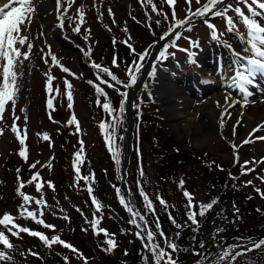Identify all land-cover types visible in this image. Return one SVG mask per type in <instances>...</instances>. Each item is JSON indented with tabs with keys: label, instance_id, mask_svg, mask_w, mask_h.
I'll return each instance as SVG.
<instances>
[{
	"label": "rangeland",
	"instance_id": "374dc122",
	"mask_svg": "<svg viewBox=\"0 0 264 264\" xmlns=\"http://www.w3.org/2000/svg\"><path fill=\"white\" fill-rule=\"evenodd\" d=\"M3 1V4L8 2V0ZM85 2L86 0H65L64 8L67 11L64 12L61 8L54 15V23L50 27L43 22L34 2L36 16L34 23L31 28L26 26L22 29V35L28 36L34 45L32 49L34 55L24 61L22 68L19 69L23 74L18 81L20 91L15 108V115L20 117L16 123L22 130L25 128L27 130L26 140L25 145L22 146L17 135L12 131L13 111L9 105L5 119L0 123V128L3 129V134H0V216L9 213L21 226L43 232L49 237L61 236L63 240L79 249L83 257L87 258V264H146L145 241L137 235L140 232L138 230L142 232L143 228L129 223L132 217L120 202L125 192L134 211L145 216L147 227L154 233L157 232L158 220L159 228L163 230L167 239L177 245L179 250L172 254L177 264H212L218 253L229 246L239 245L236 251H243L250 242L264 239L262 221L264 197L257 192V189L264 192V180L261 179L264 177V164L258 167L259 172L252 171L245 175L241 174L243 165L231 166L232 157L237 155L239 161L264 158V140L256 138L264 137V130L253 132L257 125L264 124V117L258 112L257 97L248 98L247 112L253 117L254 127L246 138L241 140L239 135L230 130L233 126L230 120L235 115V108L239 105L237 103L234 107L228 108L231 115L224 116L223 127H221L222 112L227 105L217 114V133H214L217 135L205 139L200 145L192 141V137L180 134L177 121L166 114L165 103L161 100L162 93L168 94V91L176 86L187 98L176 102H182L186 108L189 107L190 113H193L195 108L200 111L206 104L215 105V102L209 100L213 93H219L224 103L226 96L230 98L229 103L232 100H242L241 93L235 87L228 86L230 82L224 83L222 80L209 82L207 76L199 73L200 68L216 64L218 58H214V55L220 56L224 61L227 60L232 71L234 51L238 49L243 51L242 40L238 33L227 32L222 18L209 15L208 21L216 25L219 33H223L219 41L214 40L204 18L198 17L192 20L190 25L186 24L178 30L181 33V38L176 41L178 48L168 50L170 53H175L174 56L169 55L161 62L157 60L159 53L157 54L153 62L155 75L145 76V83L134 98L131 121L134 120L137 123V132L132 139V150L128 155L125 170L127 184L123 192L120 164L117 165L113 159L106 143V133L99 127L101 122L111 124L113 121L109 114L97 104V100L103 102L104 97H98L94 86L88 83V81L99 83L96 76L97 69L93 68L91 63L94 61L108 67L119 80L127 83L129 79L127 69L133 61L138 60L137 54L146 50L150 54L154 44L160 41V37L173 23V7L177 13L176 19L183 20L189 14L188 5L185 0H175L174 6L170 7L164 3V0H154L161 12L167 15L166 20L163 14L157 15L151 12L149 7L142 6L140 1L136 4L138 2L136 0L124 2L103 0V3L97 4V9H103V12H109L108 9H111L116 15L112 17L120 24L122 30L130 26L132 29L120 32L114 26L110 15L102 16L101 20L91 11L93 19H89L84 12L82 13L83 23L80 25V33L76 34L73 29L79 23L77 12L83 9L80 6L91 5L93 0ZM130 2L135 3L136 8L139 9L140 6L142 9L143 13L138 12L137 18H129L126 13ZM204 2L205 0H201V4ZM228 3L236 4V0H228ZM199 6L193 0L192 10ZM244 10L247 12V9ZM147 13L151 15L145 16L144 14ZM61 15L63 27L58 18ZM228 15L235 18L234 12H229ZM157 20H160L159 25L156 23ZM36 21L38 27H35ZM107 23L108 27H106ZM87 26H89L88 29ZM56 27L61 30V34L54 32L53 29ZM189 27L191 31L187 30ZM239 31L245 32L246 29L240 27ZM114 34L117 35L116 39L113 38ZM84 36L89 38L85 40ZM185 37L198 41V45L201 42L204 43L203 49L200 51L199 47L190 46L189 39ZM124 41L132 45L135 53ZM89 49L90 57L84 56L82 50ZM178 49H188V52ZM22 51H27L26 45ZM49 51L60 60L63 66L70 69L71 73H75V76L64 73L59 66H53L47 55ZM189 53L194 55L190 57ZM42 57H47L49 62L46 64ZM114 57L117 59L118 66L113 65ZM177 60L178 63H175ZM49 71L56 77L53 85H59L61 93L64 92L65 78L73 85L72 109L67 107L68 101L64 95H60L54 101L55 111L47 108L46 101L49 94L46 92L45 73ZM197 82L203 85L201 87L190 85ZM101 87L104 88L114 108L119 109L122 99L126 101V97H122L120 93H128V88L116 85V89H119L117 91L106 85ZM255 87V84L248 86L249 89ZM181 106L182 104L178 106V110ZM73 114L79 122V131L75 125H67V121ZM118 115L121 122L116 128L113 139L116 140L119 137L116 143L121 151V163L126 144L125 117L124 112ZM198 118L199 113L196 114L195 120L197 121ZM205 121L207 122V119ZM244 124L245 122L241 125L244 126ZM131 125L133 126V122ZM43 134H47L50 139L44 140ZM246 139L251 142L243 143L242 141ZM81 140L83 141V153L80 158L83 161L80 164L81 173L85 176L94 173L95 177L94 183L90 181L93 188L91 195L83 180L76 183L74 154L80 151ZM229 141L239 143L237 155H233L225 147ZM23 147L27 148V161L19 155ZM211 155L226 159L224 167L216 168L211 161L207 160ZM34 163L36 167L30 168V165ZM252 166L254 164L248 165L250 168ZM17 169L20 170L19 173ZM141 169L144 172L143 176L140 174ZM35 172L40 173L43 181H51L54 189L45 184L42 193H38L35 182L27 183ZM18 175L25 182V187L22 189L24 193L32 197L43 195L47 201V207L43 208L42 219L47 224L55 225V232L20 215L24 202L14 190L15 184L19 183L16 179ZM181 180L185 182L183 187L179 186ZM246 181H252V183L246 184ZM141 187L154 204V216L145 207V201L140 194ZM117 189L120 190L119 194ZM185 190L194 196L197 204L217 201L211 210L206 211V215L202 218L197 216V224H193L188 219L187 200L183 195ZM92 196L101 203V211L98 212L89 200ZM157 197H162L167 202V207L161 205ZM29 207L31 210H36L37 205L32 203ZM94 215L100 218L99 227L115 234L114 238L118 245L115 250L105 251L106 237L103 234L94 235L89 223ZM170 216L175 219V223L169 218ZM137 224H144V221L139 220ZM176 224L182 227L177 228ZM188 229H191V237L198 234L193 249L191 248L193 238H190V246H186L188 234H184V230L186 233ZM0 231L4 229L0 228ZM9 239L13 248L0 246V251L5 252L9 257L6 260H0V264H85L84 259L70 250L60 245L48 248L39 238L27 233H20L19 237L9 235ZM157 242L164 246V241L159 236H157ZM31 253H38V255ZM39 254L43 258L39 259ZM205 254H210L208 260L204 259ZM65 257H68L67 262ZM235 264H264V249L247 252L240 256Z\"/></svg>",
	"mask_w": 264,
	"mask_h": 264
},
{
	"label": "snow or ice",
	"instance_id": "6c2138e0",
	"mask_svg": "<svg viewBox=\"0 0 264 264\" xmlns=\"http://www.w3.org/2000/svg\"><path fill=\"white\" fill-rule=\"evenodd\" d=\"M141 5H147L151 12H155L157 15L163 14L161 10L158 8L157 4L154 0H140ZM186 4L188 5V15H186L185 19L177 20L175 8L173 7L175 4V0H164V3L168 4L170 7H173L172 11V20L173 23L169 27L168 31L164 33L160 37L161 40H169L163 48L160 50L157 60L163 61L168 58L169 55H175V53H170L168 50L169 48H178L176 41L181 38V33L178 31L179 28L184 27L186 24L190 25L192 19L194 17H201L204 18V22L206 26L211 30V37L214 40L219 41L220 36L223 33H219L216 25L210 23L207 19L209 15L212 17H220L225 22V29L227 32H237L240 36V39L245 44L243 51H234L235 59L233 60V67L232 72L233 74L229 77L230 83L229 87H235L242 95V100H232L229 103V97H225V105L227 107L224 108L222 112V120H221V127H223V118L224 116H230L231 114L228 112V108L234 107L237 103L241 104V106H246L248 101V96L252 93L249 91L248 86L253 85L257 76H264V23L261 22V19L264 18V0H236V4L228 3V0H205L203 4H201V0H195L197 7L194 11L192 10V3L193 0H185ZM65 0H57V7L62 8V11L66 12L67 9L63 8ZM243 5V7H241ZM244 9H247L245 12ZM35 11L34 8V0H8L7 3L0 6V123H2L5 119V113L8 110V106L11 105L13 111V124H12V131L17 135V138L22 146L25 145L26 140V128L21 129L20 126L16 123L20 119L19 116L15 115V108H16V98L20 91V85L18 83L19 78L22 76V72L19 69L22 68L24 61L30 59L32 55V49L34 45L30 42L28 36L22 35V29L26 26H30L31 24V14ZM229 12L235 13V18L228 15ZM109 15L113 16L111 9H109ZM165 19L167 20V15L163 14ZM61 20V27L64 26L63 24V16L61 15L58 17ZM150 18V17H149ZM98 19L102 20V14L98 16ZM83 23V14H79V23H77L76 27L73 31L76 34L80 33V25ZM113 23L115 20L113 18ZM157 25L160 24V20L156 21ZM243 27L246 29L245 32H240L239 28ZM191 31L189 27L187 29ZM90 32V30H86ZM127 31V29H124ZM174 37V39H171ZM89 37L84 36V39L87 40ZM189 39L190 46L197 47L198 41H192L191 38ZM115 43V41H114ZM127 44L129 49L135 53V49L132 47L128 41H124ZM27 46V51H22V49ZM180 51L188 52V49H178ZM83 55L86 57H90L91 50H82ZM53 66H59L64 73H68L70 75L75 76V73H71L70 69L63 66L60 60L54 55L49 53L47 54ZM138 60L133 61V64L128 67L127 75H128V82L125 83L118 79L116 75H114L108 67H104L99 63L92 62L91 66L97 69V80L99 83H95L94 81H88L89 84L93 85L98 97H104V101L97 100V104L100 105L104 111H106L109 116L111 117L113 123L107 124L106 122H101L99 127L101 130L105 131V139L106 143L108 144L109 150L112 153L113 159L115 160L116 164H120V156L121 151L116 143V140L113 139V135L116 131L117 126L120 124V116L118 114H122L124 112V100L122 99L121 105L119 109L114 108L110 103L107 93L104 91V88L101 85H106L108 88L116 89V85H122L124 88H131L135 86L139 79V74L141 73L144 61L149 56V52L146 50L143 53H139ZM194 53H189L191 57ZM44 62L47 64L48 58L42 57ZM193 63L195 61H192ZM113 65H117V59L114 57ZM46 75V92L49 94V98L46 101L47 108L55 111L56 106L54 101L60 95L66 96L68 101L67 107L72 109L73 107V85L67 80L64 79V92L61 93L59 85L54 86L53 81L56 79L55 76L51 75L50 71L45 73ZM155 75V65H153L152 71L149 73V76ZM107 77V79L105 78ZM119 91V89H116ZM122 97L127 96V92L120 93ZM219 106V102H218ZM27 119V117H25ZM51 119V116H50ZM67 125H75L77 131H79V122L76 116L73 114L71 118L67 121ZM260 130H264V124L257 125L253 132H258ZM23 132V135H22ZM0 134H3V129L0 128ZM257 139L264 140V137H256ZM44 140H49V136L47 134H43ZM251 140L246 139L243 143H250ZM81 149L79 152L74 154V168L76 172V183L78 184L81 180H83L87 186V191L91 195L93 193V188L91 187V183H94L95 177L94 173L90 174V176H85L81 173L80 164L83 162L80 158L83 153V141H80ZM233 149L237 148V145H232ZM19 155L27 161V148L23 147L22 150L19 152ZM237 163L239 162V157H236ZM264 163V158L259 161H244V164L241 168V174L245 175L249 172L254 171V168L248 167L249 164H258ZM36 164L30 165V168H35ZM19 169L17 172L19 173ZM141 176L144 175L143 170L141 169L140 172ZM231 177V173L229 174ZM235 179V177H232ZM19 183L17 187V194L20 195L23 199V204L21 206L20 215L26 216L37 224L42 225L44 228L52 230L53 232L56 231V226L47 224L43 219V208L47 207V201L43 198V195L39 197H32L22 191L25 187V182L22 181L18 175L17 177ZM264 180V177L261 178ZM91 181V183H90ZM35 182V187L38 193H42L43 187L47 184L49 187L54 189V185L51 181H43L39 172L33 173L30 180L27 182L28 184H32ZM184 181H179V186L183 187ZM246 184H251L252 181H246ZM118 194L120 190L117 189ZM257 192L264 197V192H260L257 189ZM140 194L145 201V207L151 211L155 212V207L151 199H149L147 193L140 188ZM187 200V216L188 219L193 223L197 224V216H204L206 215V211H209L213 208L214 204L217 201H212L210 203L204 204L200 203L197 204L194 202V196L189 193L187 190L183 192ZM159 203L165 207H167V202L162 197H157ZM121 204L127 209V211L131 214L132 219L129 223L136 224L138 228H143L142 232H138L137 235L142 240L145 241L144 248L150 254V257H146V264H177V261L173 259V253L178 251V247L175 243L168 240L165 236L162 229L159 228V221L157 220V232H153L150 228L147 227V221L145 220V216L142 213H138L134 211L133 207L131 206V202L127 201L125 198L121 197L120 200ZM35 203L37 205L36 210H31L30 205ZM92 203L97 209V211L102 210L101 203L92 196ZM238 211V209H237ZM259 211V210H258ZM137 218L140 221H144V224H137ZM173 223H175V219L173 217H169ZM65 219H68L65 217ZM100 218L97 216H93V219L89 221L92 226L94 235H101L103 234L106 239L104 240V244L107 246L104 250L105 251H113L117 248V242L115 240V234L109 233L107 229L99 227ZM177 228L182 227L179 224H176ZM0 228H3L4 231H0V246L6 247L8 249L13 248V244L10 242L9 235L19 237L20 233H27L32 237H37L40 241L48 248H51L53 245H60L65 249L70 250L72 253L77 254L82 259H84L85 264H87V258L83 257V254L80 253L79 249H77L74 245L69 242H66L61 238L59 235H52L49 237L43 232L36 231L30 229L28 227L21 226L20 224L16 223V218L13 217L9 213H5L0 216ZM86 230V229H85ZM146 233V235H145ZM157 236H159L164 241V246H161L159 242H157ZM203 247V245H202ZM239 245L236 246H229L228 248L223 249L216 258L212 261V264H235V261L242 255H245L249 251H255L264 249V239L260 241H252L248 246L244 248L243 251H236ZM170 249V251H169ZM32 255H38V253H31ZM127 255V252H125ZM197 255H200L197 253ZM210 254H205L204 259L208 260ZM7 254L3 251H0V260H6ZM65 261H68V257L64 258Z\"/></svg>",
	"mask_w": 264,
	"mask_h": 264
},
{
	"label": "bare ground",
	"instance_id": "6f19581e",
	"mask_svg": "<svg viewBox=\"0 0 264 264\" xmlns=\"http://www.w3.org/2000/svg\"><path fill=\"white\" fill-rule=\"evenodd\" d=\"M90 1H92V0H90ZM117 1L124 2L125 0H117ZM3 2H4L3 0H0V6L3 4ZM86 2H87V0H86ZM35 3H36V6L38 8V13H39L40 17L42 18L43 22L46 23V26L50 27L51 25H53L54 15L57 14L61 10V8L57 7V0H35ZM98 3H103V0H93L91 5H95ZM133 6H135V3L130 2L126 13L128 15L136 17L138 15V9L133 7ZM80 8H83V9H81L77 12L78 15L80 13L84 12L88 16L89 19L94 18L93 14L91 13V10H95V9L84 7V6H80ZM101 14L102 15H109V12H103V9H101L100 12L98 13V15L100 16ZM112 14H113V16H116L113 12H112ZM148 15H151V14L148 13L145 16H148ZM33 23H34V21L31 18V24L29 26L30 28H31ZM36 26L38 27L37 21H36L35 27ZM88 28H89V26H87V29ZM116 28L120 32H124V30H122L120 28L119 23H116ZM126 29L129 31L132 28L130 26V27H127ZM53 30L55 33H58V35L61 34V30L58 29L57 27L54 28ZM199 72L202 73L203 75H205V74L209 75L213 79H215V77H217V74L220 73L222 76H224L223 80L225 82H227V83L230 82L229 77L231 76V71L229 69V66L226 65L224 62H221V65L219 66V71H215L214 66H213L212 69H211V67H204V68L200 69ZM144 76H145V71H142L140 74V77L143 78ZM259 79H262L261 76H258L255 79V81H256V83L258 82V86L261 87L260 88L261 93H263L264 81H259ZM134 88H135V86L129 88V92H128L127 97H126L125 105L127 108L126 109L127 115L129 112V110H128L129 101H131L132 95L134 93ZM178 89H179V87L176 86L175 88H171L168 91V94L162 93L161 100L165 103L166 114L170 118H173L175 121H177L180 134L184 135L185 137H192V141L197 142L196 143L197 145L202 144L203 141L209 137L216 136L217 134L215 135L214 133L215 132L217 133V127H216L217 114L226 106L225 103L223 102V98L221 97V95L219 93H213L209 97V100H210V102H215V105L214 104L213 105L206 104L205 107H202L200 109V111L195 108L196 110L194 109V112L190 113L189 107L186 108V106L182 102H180V103L176 102L180 99L181 100L187 99L185 97V95H183ZM257 92H260V91H257ZM251 93L252 94L250 96H248V98L256 95V91H252ZM169 95H171V96H169ZM257 101H258L257 103H258V108H259V110H258L259 115L264 117V94L258 96ZM218 102H219V106H218ZM180 104H182V106H181V109L178 110V106ZM247 107H248V105L242 107L241 104H239L238 107L235 108V110H236L235 115L230 120L231 124L233 125L230 128V130L235 132L236 135H239L241 140L246 138V135L249 133L251 128L254 127V125H252L253 117L250 116L249 113L247 112ZM197 113H199V118L196 121L195 118H196ZM127 119H128V116H127ZM205 119H207V122L205 121ZM243 122H245L244 126L241 125ZM227 138H229V137H227ZM214 145H217V143H214ZM225 146H227V145H225ZM125 152H128L127 146L125 147L123 157L126 155ZM198 158L200 159V157H198ZM207 160L211 161L212 163L215 164V166H218V167H223L226 163V159L216 157L215 155L214 156L211 155L210 158H208Z\"/></svg>",
	"mask_w": 264,
	"mask_h": 264
},
{
	"label": "trees",
	"instance_id": "16d2710c",
	"mask_svg": "<svg viewBox=\"0 0 264 264\" xmlns=\"http://www.w3.org/2000/svg\"><path fill=\"white\" fill-rule=\"evenodd\" d=\"M81 125H82V123H81ZM136 129H137V123H136V126H135V135H136ZM17 187H18V185L17 184H15V186H14V190L15 191H17ZM165 189V188H164ZM195 202V201H194ZM251 210V209H250ZM153 216H154V213L152 212L151 213ZM203 217V216H202ZM201 216H199V218H202ZM139 221V220H138ZM262 221H263V224H264V216H262ZM188 231V232H187ZM186 231V233H185V230H184V234H188V240H187V242H186V246H190V238L192 239L193 238V242H192V245H191V248L193 249V248H195V242H196V239L198 238V234L195 236V237H191V229H188ZM139 250H141V249H139ZM36 251H39V250H36ZM194 258V257H193ZM192 258V259H193Z\"/></svg>",
	"mask_w": 264,
	"mask_h": 264
},
{
	"label": "water",
	"instance_id": "95a60500",
	"mask_svg": "<svg viewBox=\"0 0 264 264\" xmlns=\"http://www.w3.org/2000/svg\"><path fill=\"white\" fill-rule=\"evenodd\" d=\"M137 88H136V90H137ZM136 90H135V93H136ZM135 93H133V95H135ZM132 103H133V100H131L130 106H131ZM128 138H129V144H128V146H129V149H131V138H132V129H131V126H129ZM127 161H128V156L125 159V163H127ZM123 171L124 170H121V175H123ZM125 199L127 200V196L126 195H125Z\"/></svg>",
	"mask_w": 264,
	"mask_h": 264
}]
</instances>
